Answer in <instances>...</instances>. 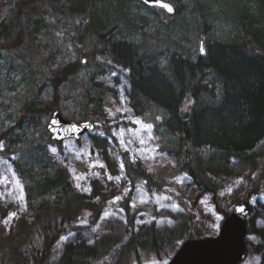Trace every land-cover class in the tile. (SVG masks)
I'll list each match as a JSON object with an SVG mask.
<instances>
[{
	"label": "trees",
	"instance_id": "trees-1",
	"mask_svg": "<svg viewBox=\"0 0 264 264\" xmlns=\"http://www.w3.org/2000/svg\"><path fill=\"white\" fill-rule=\"evenodd\" d=\"M166 1L176 8L173 16H168L159 9L145 7L138 0H7L0 5V52L11 53L21 48L25 37L22 31V21L39 11L41 12L45 5H50L56 13L66 16L76 23L77 33L80 34L82 40L94 41L102 59L100 62H95V50L83 55L87 60L86 67L95 70L85 83L84 98L93 108V116H87L86 119L89 118L96 125L95 131L85 137L86 139L90 138V145L85 144L84 148L87 151L94 148L99 153L107 147L112 149L114 156L118 159L117 162L124 165V172L127 175L125 182L129 190V186H133L136 179L146 173L143 167L133 164L136 162L128 155L125 146L126 137L130 133L129 130L133 128V120L136 117H124L121 112H115L116 119H113L109 113H106L104 105L109 100L111 106L108 107V110L115 108L112 110L114 112L117 108L125 110L129 105L134 107L135 103L146 101L151 108L150 112H160L165 119L172 123L170 126L167 122L164 126L167 133L171 135L174 131L178 132V136L174 135L173 145L165 146L163 151L169 157L175 158L179 171H183L192 183L193 192L190 196L197 197L207 194V192L214 194L216 191L212 178L218 171L224 173V170L212 168L211 171H206L207 183H205L194 167L196 152L200 148L220 152L225 156V174L232 173V169L227 167L230 159H237L238 162L239 160L245 161V155L255 149L263 136L264 74L260 69L261 65L257 66L254 63L264 65V0L254 1L257 3L254 19L247 13L242 14L241 18L237 13L234 20L232 19L234 26L240 28L244 35L241 41L227 42L225 45L223 42L215 43L214 46L209 45L206 56L198 55L196 61L187 56L188 53L184 47L185 32L187 29L189 31L192 24L187 23V17L183 14L184 10L188 11L187 15L191 17V22L195 23V27L202 24L203 36L205 33L204 22L208 18L204 15V7L207 8L208 4L206 3L210 0ZM130 2L137 3V6L146 10L147 14L139 16L138 13H131L122 8ZM113 5L121 8L117 11L112 8L110 11L109 8ZM256 17L257 19H255ZM113 18H115L114 21H112ZM173 18L178 19L180 23L172 24L170 21ZM177 28H181L180 33L175 32ZM109 34L117 37L108 39ZM137 36L142 38L144 46L140 47L137 55L136 53L134 55L131 52L132 49L126 44ZM199 37L202 39L201 35ZM179 41L182 46L179 45ZM215 49H218L219 52L216 53ZM84 67L77 61L46 75V85L49 84L55 90L54 100L50 104L35 98L23 107V116L19 119L20 123L17 127L22 128L25 133L31 132L37 136L36 140L33 138L29 142L31 148L27 159L20 161V159L10 158V155H14L22 143L19 136L14 137L13 135L12 137L13 133L10 131L0 134V141L3 142V150H0V162L6 160L10 163L12 172L17 174L27 186L28 206L34 207L31 209H35L31 195L34 194L39 199L50 196L52 189L58 187L54 185L55 183L66 186L69 192L66 198L60 200L62 205L60 203L53 206L52 209L41 210L39 208L41 215L36 218L31 216L30 223L23 222L22 213L26 207H22L18 198L10 197L8 194L0 198V264H4L3 259L9 253V249L13 264H56L57 244L62 237L75 235L80 238L85 233L82 226L73 228V217H75L77 209L81 206H94L92 196L98 190L103 194L98 203L101 206L109 201L115 191H118L119 196L126 193L124 186L111 188L109 187L110 183L106 181L101 183L97 180L89 181L91 190H87L85 187L84 190L75 185L77 179L73 177L72 173H68L65 168L56 167L61 165L57 162L56 157L65 161L66 152L64 148L61 149L63 142L54 144L49 140L42 120L48 117L54 109L62 84L68 79L77 80L79 69ZM261 67L263 68V66ZM149 70L153 72L154 76L159 77L160 82L151 80L152 73ZM108 73H112V77H108V84L112 85L120 81L125 85L117 90L116 86L113 90L93 78L99 76L101 79H107ZM130 84L131 86H129ZM211 84H214L213 87ZM215 88L219 89L217 99L220 104L216 106L204 103L203 105L199 101L200 97L205 95L215 99L216 97L212 96ZM122 92L124 94H121ZM173 98L180 102V107L177 110L171 105ZM199 108L209 109L211 117L204 120L201 116L196 115L195 112ZM120 129L125 130L123 136L120 135ZM113 132L116 133L115 136ZM22 135L21 139L29 141L24 134ZM121 139L124 140V144L120 143ZM74 143L76 148L81 147V142ZM51 145L57 149L52 155L49 154ZM117 147L121 151L120 157L116 153ZM71 151L70 153L76 157L75 150ZM82 156L84 154L80 153V158ZM101 158L103 157L101 156ZM82 163L81 159H77L76 164L82 167L80 175L86 171L96 172L103 169L100 167L102 164L100 157L99 162L95 163V167H91V163L85 165ZM106 164V167L111 165L109 162ZM34 171H39V175H34ZM103 171L107 174L105 168ZM54 172L60 173L56 176L60 182H51V175ZM106 179L105 176L103 180ZM84 182L80 183L84 185ZM47 185L53 188L44 192L43 189ZM156 188L149 186L147 191L150 194H156L159 192ZM39 189L42 192H39ZM195 197L190 198L192 203H196L197 198L195 200ZM151 199L153 203H148L145 210L146 215L153 214V217L159 218L162 212L160 210L161 202L156 198V200ZM213 205L222 215L219 219L223 220L227 217L228 211L221 209L219 205ZM10 212H15L16 216L4 226L5 223L2 221ZM125 212L127 217L125 216L123 225L113 223L110 229L105 232V244L97 243L91 246L90 242H83L79 247L73 245V248L69 250L72 247L70 243L64 249L63 260L69 250V260L72 264H87L86 260L91 256L92 250L103 251L110 241L121 243L118 225L120 224L125 226V234L129 232L134 235V239L143 242V247L149 254L162 259V256L167 253L165 258L167 261L184 240L214 236L222 222V220L217 221L212 231L201 228L204 231L196 234L192 228L196 223H192L191 210L189 212L182 210L177 216L170 209L165 213L162 221L145 226L143 233L140 234L136 230L138 211L131 213L126 208ZM128 214L133 216H128ZM101 215L102 213L96 219H99ZM189 221L192 223L191 226H188ZM247 225L248 257L243 264H264V216L252 214ZM80 228L82 232H78ZM22 237H24V242L22 241L19 246L22 243L25 246V242H30L31 246L28 248L23 246L21 251L14 252L17 248L16 241L21 240ZM176 241L177 246L172 247ZM136 261L137 264H142L141 257H137Z\"/></svg>",
	"mask_w": 264,
	"mask_h": 264
},
{
	"label": "rangeland",
	"instance_id": "rangeland-1",
	"mask_svg": "<svg viewBox=\"0 0 264 264\" xmlns=\"http://www.w3.org/2000/svg\"><path fill=\"white\" fill-rule=\"evenodd\" d=\"M6 1L7 0H0V5L4 4ZM254 1L255 0H210L207 2L206 4H208V6L207 8L204 7V15L205 17L208 16V18H206V21L204 22L205 33L203 36L201 29L202 24L200 23L198 27H195V23L191 22V17L187 15L188 11L184 10L185 12L183 16L185 15L187 17V23L192 24L189 31L185 32L186 40L184 42V47L188 53L187 56L191 58V60L196 61L198 57L200 35L204 40L207 51L209 45L215 41H231L244 37L240 28L234 26L232 19L234 20L238 10H241V7H246L247 15H252L251 17H253V15H255V6L257 7V3ZM126 6L122 8L129 10L131 13H138L139 16L147 14L146 10L140 9L135 2H130ZM112 8L114 11H117L121 7L113 5L109 10L112 11ZM239 15L241 18L242 14L240 13ZM99 16H101V14H99ZM255 19H257V17ZM114 20L115 18L112 19V21ZM170 22H172V24H176V22L180 23L179 20H175V18L171 19ZM76 27V23H73L68 17L61 16L56 13V11L52 10L50 5H45L41 12L39 11L37 14L25 18V20L22 21V31L25 34L22 47L11 53L4 51L0 52V134L8 133L10 131L13 133L11 134L12 137L13 135L14 137L19 136V139L22 142L18 146V150L15 151V154L10 155V158L13 160L20 159V161H23L27 159L29 149L31 148L29 142L33 140V138L36 140L37 137L36 134L34 135L31 132L25 133L22 128L17 127L20 123L19 119L23 116V107L32 102L35 98L47 101V103L50 104L51 101L54 100L55 90L53 87L49 86L48 83V85H46V75L77 61L82 65V60H86V57L83 55L90 53L93 50H95V62H100V60H102L98 54V46L93 40H82L80 34L77 33ZM175 32L180 33L181 28H177ZM162 35H164V32H162ZM131 43L134 47L144 46V41L142 38H139V36L135 37ZM179 45L182 46L181 41H179ZM214 51H216V53L219 52L218 49H215ZM86 65L87 60L85 64L82 65L85 67L79 69L77 80L68 79L60 88L54 109L59 110L65 120L76 122L84 120L91 121L89 118L86 119V117L93 116L92 105L84 98L86 88L84 86L87 79L90 78L95 70L91 67H86ZM108 77H112V73H108L107 79H101L99 76L93 78L105 87L111 88V85L107 83ZM104 106H106V113L110 114L108 107L111 106V102L109 103V100H107ZM113 109L115 108L111 109L110 115L114 119L116 111L114 110V112H112ZM145 116L147 120L156 121L154 124H151L153 127L150 129L151 135L154 139L149 140L148 131H144L143 127H139L138 124L135 123H133L134 130L128 133V137L133 143V153L136 155L143 153V161L149 163L150 166V175L162 186L161 188L159 187L160 191H163L164 193V196H161L162 203L160 210L162 211V214L157 218V223L162 221L165 213L170 209L173 210V214L177 216L182 210H186V212L191 210L190 215L196 217L194 231L197 234L200 231H204L201 230V227H203V221L201 220L200 215H198L201 211H204L212 216V222L207 230H214L218 219L210 205V195H212V192H207V194H201L197 197L190 196L193 192L192 183L183 171H179L175 158L169 156L164 157L158 154L162 145H172L175 142L174 135H170L164 131L166 123L164 115L160 112L154 111L148 114L146 113ZM141 118L143 119V117ZM48 119L49 116L42 120L44 129ZM22 134H24L29 141L21 139L20 136L22 137ZM141 140H144L145 143L141 144ZM78 142H81V147L79 148L74 146L75 143L73 140L63 142L61 149H65L66 160L63 161L56 157L57 162L61 164L56 167L65 168L68 173H72L74 178H76L81 172L82 167L76 164L77 158L70 153L72 152V149H74L76 153L84 154V156L80 158L83 165L98 163L99 157L101 158L96 149L93 148V150L87 151V149L84 148L85 144L90 145V138L86 139L83 137ZM51 146V148L54 147L53 145ZM51 148L49 154L52 155L53 152L51 151ZM142 149L144 150L143 152H141ZM89 153H91V155H89ZM116 153L120 157L121 151L118 147ZM220 158L221 154L208 148L196 152L194 167L205 183H207L205 178L207 176L206 171L212 169L214 163H220ZM111 159L116 162L118 161L114 154ZM244 159L245 161L239 160V162L237 159H230L229 167L232 169L231 175L233 176L226 178L225 182H223L224 184L221 183L218 187H215V194L222 198L224 196L226 198L229 195L230 201L232 198L242 199V197L249 196V201L252 207L257 211L264 212V137L259 141L253 151L245 155ZM4 161L6 160H3V162ZM3 162H0V177H6L7 180L4 181V183H0V193H3V196H6L10 190L11 194H8L10 197L18 198L22 196L23 198L19 199L20 204H22V207H27V186H25L24 182L19 179L17 174L13 176L11 164H5ZM33 173L36 176L39 175V171H34ZM17 180L19 181V184L16 183ZM5 184L7 187H5ZM84 187L87 190H91L89 180L84 182ZM31 196L33 197L35 206H38L39 203L43 202L45 208L52 209L55 205H59L60 203L61 205L63 204L59 199L56 201L55 199L49 201V198L51 197H47L44 199L45 201H41L38 197L34 196V194ZM164 197H171V199H165ZM193 197H195V200L197 198L196 203L190 201V198ZM230 201L228 202V200H226L222 202V204H219L221 209L228 211ZM173 204L179 205V209L181 210L172 208L171 205ZM77 210V214L73 217V223L77 227L82 226L81 228L86 231V235L83 233V236H80V238L84 237L91 243V246H94L97 243L95 241L100 237L99 232L103 229L105 232L108 231L111 224H113L112 222H109L110 216H105L104 211L95 222L94 217L96 216L97 218L98 216V214L96 215V212H87L84 206H81ZM114 212L116 215L122 216L120 212L116 210H114ZM118 223L123 225V222ZM4 226H6V224ZM75 237L77 236L64 237V239L60 240L56 259L63 254L64 249L74 241ZM23 239L24 237H22L21 240L16 241L15 246L17 248L14 252L22 250L24 243L20 246L19 244L22 241L24 242ZM30 246V242H25V248ZM8 251L9 253L5 255L3 263L13 264L11 262L12 257L10 255V249ZM166 256L167 253L162 256V259H158L157 256L153 254L145 253V255L141 257V260L142 264H163V262L165 264ZM96 260L98 261H96V264H134L132 256L126 258V256H120L119 254L115 255L113 249L109 248L100 251V256H97ZM57 262V264L61 263L60 260Z\"/></svg>",
	"mask_w": 264,
	"mask_h": 264
},
{
	"label": "bare ground",
	"instance_id": "bare-ground-1",
	"mask_svg": "<svg viewBox=\"0 0 264 264\" xmlns=\"http://www.w3.org/2000/svg\"><path fill=\"white\" fill-rule=\"evenodd\" d=\"M240 9L241 10H238V13L239 14L240 13L241 14H245L246 11H247V8L246 7H241ZM256 11H257V7L255 6V9H254V13L255 14H256ZM113 37H117V36L116 35H113V34H109L107 38L108 39H111ZM233 41H241V39L239 40V38H238L236 40H231V41H215L210 46H214V45H216L215 43H222V42L225 45V43H227V42L230 43V42H233ZM126 45L129 46L132 49L131 52L134 53V55H135V53L137 55V53H138V51L140 49V46H138V47L135 46L134 47L131 42H128ZM263 49H264V47H263ZM84 61L86 62L85 59H84ZM254 64L257 65V66H260V65L263 66V68L260 66V69H261V71L264 74V65H262V64H256V63H254ZM149 72L152 73V75H151L152 77L148 76V77L151 78L152 81L160 82V79H159L158 76H154V74H153V72L151 70H149ZM117 82L118 83H114L112 85L110 84L111 85V88H113V90L115 89L116 86H117L116 87V90H117L121 86L125 85L124 83H122L120 81H117ZM213 85L214 84H211V87H213ZM129 86H131V84ZM121 94H124V92H122ZM218 95H219V89L218 88H215V90H213V92H212V96H215L216 97L215 99L210 98L209 96L207 97L205 95H202L200 97V100L199 101L203 105L205 103V104H209V105L210 104H215L216 106H218L220 104V101H218V99H217ZM139 103H135V106L134 107H132V105H129V107L127 109H125V111L121 112V115L124 116V117H136L135 120H138V119L141 120L142 125L143 124H154V122H156V121L147 120L146 119V116H145L146 113L147 114L148 113H151L149 111V110H151V108L148 106L147 102L146 101H141V102L139 101ZM171 105L173 106V108L175 110H177L180 107V102L178 101V99H174L173 98V99H171ZM195 113H196V115L201 116V118L204 119V120H206L207 118H210L211 117V114H210L209 109L199 108V109L196 110ZM141 117H143V119ZM114 119H116L115 116H114ZM167 122L171 126V122L166 119V123ZM166 123H165V125H166ZM173 124L176 126L175 121H173ZM142 125H138V126L139 127H142ZM133 130H134V127L131 128V131H133ZM164 131H166L165 128H164ZM173 133L171 135H177L178 134V132H176V131H174ZM263 137H264V132H263V136L261 137V139ZM126 138H127V140L125 142V146H126L127 153L133 159V161L136 162V163H133V164L134 165H137V166L140 165L141 167H143L146 170V173L140 175L136 179V181H135V183H134L133 186L132 185L129 186V190H128L126 184H125L126 182H124V180H125V178L127 176L125 174V172H124V165H123V168L121 169V162H113L112 161L113 159H111V158H112V155L114 153H113L112 149H110L108 147L105 148V150L102 149L100 151V153H99V155H101L103 158H107V159H103V158L101 159L100 158V162L105 166V167H103V169L105 168L107 170V174H105V172L103 171V169L98 170L96 172H90V171L83 172L81 175L84 177V179H79V180L77 179L75 185H79L80 188L84 189V185L82 183H80V182H84V181H87V180H89V181H96L97 180V182L99 181L101 183H105L104 181L110 183V186L109 187H111V188H117L118 186H124V188H126L125 189L126 190V193L124 195L120 196L121 199L117 200L116 202H113V198L115 196H119L118 195V191H115V193H113L111 195L109 201L105 205L102 204V206L99 205L98 203H99L100 198L103 197V194L99 190L96 191L95 194L92 196L93 203L95 205L94 206H89V207L86 206L85 207V210L87 212H90V213L96 212V215L98 214V216L101 213H104V211H105V213H108V216H110L109 222H112V223L123 222L126 219L125 218V216L127 217L126 212H125V209L126 208L131 213L132 212H135V211H138L137 214H136V216H137V224H138L136 230L140 234H142L143 233V228L145 226H149V225L156 224L157 221H158V219L156 217H153V214L146 215V211L145 210L147 208L148 203L149 202L153 203V201H152L151 198H154V200L158 199L162 203L161 196L163 197L164 196V193H163V191H160V188L162 186L159 184V182L156 181L150 175V172H149L150 166H149V163L143 161V158H142L143 153H140L139 155H136L135 153H133V148H132L133 143H132V140L130 138H128V137H126ZM261 139L259 141H261ZM129 141H131V143H128ZM172 145H162L161 148H160V152H158V154H160V155H162L164 157H168V155L165 154V151H163V148L165 146H172ZM202 149H204V148H202ZM199 150H201V148ZM218 153L221 154L220 152H218ZM104 160L106 162H109L111 165H109L108 167H106L107 164H106V162ZM142 161H143V163H142ZM228 166H229V163L227 164V167ZM212 168L213 169H216V170H219V169L224 170V173L218 171L214 175V178H212L214 188L215 187H218L221 183L225 182V178H228L230 176H233V175H231L232 173H230V172H228L227 174H225V156L222 155V154H221V158H220V163H214L212 165ZM50 173H52V172H50ZM58 174H60V173L54 172L51 175L52 176L51 177V182L52 183H54L55 181H59L60 180L58 177H56ZM109 175L113 179L109 180L108 179V176ZM77 176H80V173ZM105 176H106L107 179L106 180H103V178ZM116 177H119L120 179L117 180ZM243 183L246 184L245 182H243ZM54 185L55 186H58V187H56L55 189H52L53 187H50L49 185H47V187H45L43 189L44 192H48L50 189H52L50 196H47V197H51V198H49V201H51L53 199H55V201H56L58 199L61 200V199L66 198L67 197V194H69L67 187L66 186H62L61 183H60V185H59V183H55ZM149 186L158 187V188L160 187L159 189L156 188L159 192L156 193V194H150V193H148L147 188ZM39 192H42V190L39 189ZM47 197H44V198H42L40 200L41 201H45L44 199L47 198ZM229 198H230L229 195L226 198H225V196L223 198L221 196H217L215 193L212 194V195H210V205H211L213 211L215 212V214L217 215L218 221H221L222 220V219H219V218L222 217V215L220 213H218V211L216 210V208H215V206L213 204H215L217 206L219 204H222V202H224L226 200H228V202H229L230 201ZM142 201H145V202H142ZM213 202H217V203H213ZM241 202H247L248 205H249V207H250V210H249V212L247 214L246 220H249V218H250V216L252 214H254V215L260 214L261 216H264V212L257 211V210H255L252 207V205L250 204V201H249V196L248 197H242V199L232 198V200L230 201L229 206H228L229 207L228 215L233 210V208L235 206H237ZM31 208H34V207L27 206L25 212L23 211V213H22V217H23L22 219H23V222H25V223H30L31 222V220H30L31 216H33L34 218L40 216L41 215V210L42 209H45V207L43 206V202L42 203H39L38 206H35V209H31ZM39 208L41 210H39ZM220 208H221V206H220ZM114 210L120 212V214L122 216L116 215V213L114 212ZM223 210H225V209H223ZM77 211H76L75 215L77 214ZM198 215H200V218L203 221V225H202L203 227H201V228L204 229V230H207V228L209 227L210 223L212 222V216H210L208 213H206L204 211H201V213L198 214ZM128 216H133V215L132 214H128ZM191 217H192L191 218L192 219V223L195 224L196 217L194 215H192ZM94 219H95L94 221L96 222L97 221L96 216L94 217ZM191 219H189V220H191ZM222 222H223V220H222ZM192 223L189 221V225L188 226H191ZM72 225H73V228L74 229L77 228L74 225V223H72ZM118 225H119V228H120L119 234H120L121 243L120 242H115V241H110L108 243V246L106 248L113 249V253L115 255H118L119 254L120 256H126V258H129V257L132 256L133 257V260H134V264H137L136 258L137 257H142L143 255H145V253H148V252H146L145 248L143 247V242H141L140 240L138 241V240L134 239L133 238L134 235H131L129 232H127L125 234V231H126L125 230V226H121L122 224L121 225L118 224ZM86 227H88V226H86ZM138 228H139V230H138ZM192 228L194 229L195 228V225H193ZM82 230H83V228H82ZM82 230L80 229L78 232H82ZM84 232H85V235H86V231H84ZM99 233H100V237L95 242H97L98 244L101 243L103 245L106 242V236H105L104 229L101 230ZM74 236L75 235H72V237H74ZM203 238L204 237H202V238H193V239H203ZM186 240H191V239H186ZM83 242L88 243L89 241H87V239H85L84 237L83 238L75 237L73 243H71L72 244V247L69 250H71L73 248V245L75 247H79L80 244L83 243ZM176 243H177V241L173 244L172 247H176L177 246ZM57 247H58V244H57ZM69 250H68V252H67L66 257L64 258V260H63V256L62 255L59 258H57L58 260L57 259L55 260L56 261V264L58 263L57 261H59V260L61 262L59 264H63V263H65V264H72L70 262V260H69V254H70ZM90 255L91 256L86 260L87 261V264H94V263L96 264V261H97L96 259H97V256H100V251H97V250L94 251V250H92L90 252ZM168 262H169V260H167L165 264H167Z\"/></svg>",
	"mask_w": 264,
	"mask_h": 264
},
{
	"label": "water",
	"instance_id": "water-1",
	"mask_svg": "<svg viewBox=\"0 0 264 264\" xmlns=\"http://www.w3.org/2000/svg\"><path fill=\"white\" fill-rule=\"evenodd\" d=\"M149 8H158L163 10L167 15H174V6L166 1L161 0V4L167 3L174 9L169 13L167 10L157 4L155 0L145 3V0H139ZM203 48V52H201ZM200 56L205 55L203 41L199 43ZM83 63L85 61L83 60ZM52 120L58 121L57 124L49 128ZM80 129L77 133L73 126ZM85 125L88 127L86 128ZM94 130V125L88 120L76 122L65 120L59 110L52 111L46 124V132L50 140L61 142L72 139L79 141L81 138ZM250 210L247 202H241L233 208L229 215L223 220L218 234L215 237L203 239L186 240L179 249L173 254L167 264H241L246 259L248 247L246 244L247 224L246 217Z\"/></svg>",
	"mask_w": 264,
	"mask_h": 264
},
{
	"label": "snow or ice",
	"instance_id": "snow-or-ice-1",
	"mask_svg": "<svg viewBox=\"0 0 264 264\" xmlns=\"http://www.w3.org/2000/svg\"><path fill=\"white\" fill-rule=\"evenodd\" d=\"M149 2H150V0H145V3H146V4L149 3ZM155 2H156L157 4H160V6L163 7V8H165V9L167 10V12H169V13H171V12L174 11V9L172 8V6H171L170 4H167V3H163V4H161V0H155ZM201 52H203V48H201ZM113 75H115V73H113ZM109 111H110V114H111V110H109ZM123 111H125V110H123V109H121V108H117V109H116V112H123ZM57 123H58V121H56V120H52V121L50 122V124H49V128L51 129V128H52V125L57 124ZM133 123L138 124V125H141V124H142V122L139 121V120H133ZM85 127L87 128L88 126L85 125ZM142 127H143V130H144V131H148V139H149V140L154 139V137H152L151 132H150V129H151L153 126H152L151 124H143ZM73 129H74L77 133H79V131H80V129H78V127L75 126V125L73 126ZM124 131H125L124 129H120V135H121V136H123ZM129 131H131V130H129ZM100 134L103 135V133H100ZM113 135L115 136L116 133L113 132ZM120 143H121V144H124V140L121 139V140H120ZM128 143H131V141H129ZM140 143H141V144H144L145 141H144V140H141ZM0 150H3V142H2V141H0ZM51 151H52L53 153H55V152L57 151V149L53 147V148H51ZM143 151H144V150L142 149L141 152H143ZM89 155H91V153H89ZM97 155H98V153H97ZM76 158H77V159H80V154H79V153H77ZM3 163L7 164L8 162H7V161H4ZM91 167H95V164H92ZM100 167L103 168V167H105V166H104L103 164H101ZM121 168H123V164H122V163H121ZM150 170H151V169H150ZM13 176H15V173H13ZM76 179H78V180H79V179H84V177H83L82 175H80V176H76ZM108 179L111 180V179H113V178L109 175V176H108ZM116 179L119 180L120 178H119V177H116ZM6 180H7L6 177H0V183H4V181H6ZM16 183L19 184V181L17 180ZM5 187H7L6 184H5ZM77 187H79V185H77ZM8 194H9V195L11 194V191H10V190H9ZM3 195H4L3 193H0V198H2ZM22 198H23L22 196H21V197H18V199H22ZM164 198H165V199H171V197H164ZM119 199H121L120 196H115V197L113 198V202H115V201H117V200H119ZM142 202H145V201H142ZM171 207L174 208V209H176V210H181V209H179V205H176V204L171 205ZM104 215L107 216L108 213H105ZM15 216H16V213H15V212H10V213L7 215V217H5V219L2 221V223L7 224V223L9 222V220L12 219V218L15 217ZM62 239H64V238L62 237Z\"/></svg>",
	"mask_w": 264,
	"mask_h": 264
},
{
	"label": "flooded vegetation",
	"instance_id": "flooded-vegetation-1",
	"mask_svg": "<svg viewBox=\"0 0 264 264\" xmlns=\"http://www.w3.org/2000/svg\"><path fill=\"white\" fill-rule=\"evenodd\" d=\"M247 222H248V220H246V224H247ZM247 235H248V225H247V234H246V244H247V247H248V241H247V240H248V236H247ZM181 244H182V243L179 244L178 248L181 246ZM178 248H177V249H178ZM247 257H248V255H247ZM246 260H247V258L245 259V261H246ZM245 261H244V262H245Z\"/></svg>",
	"mask_w": 264,
	"mask_h": 264
}]
</instances>
